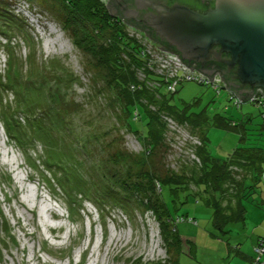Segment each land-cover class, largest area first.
Instances as JSON below:
<instances>
[{
    "label": "trees",
    "instance_id": "trees-1",
    "mask_svg": "<svg viewBox=\"0 0 264 264\" xmlns=\"http://www.w3.org/2000/svg\"><path fill=\"white\" fill-rule=\"evenodd\" d=\"M49 2L52 13L70 29L74 45L85 55L87 71L98 82L94 87L96 95L106 93L108 106L118 112H115L118 130L123 129L124 135H132L141 150L139 153L130 152L121 146L123 136L113 138L98 146L102 153H108L106 159H101V164L96 158L94 143L110 132L85 138L83 145L82 141L79 142L80 149L73 145V139L69 138L68 144V135L63 136L59 131L65 130L69 123V119L65 118L66 112L60 108L64 104L62 94L65 93L57 87L56 92L49 91L45 95L41 85L32 89L36 94L35 101L32 96L23 95L22 98H17L15 107L8 105L0 92L2 118L11 141L27 153L34 151L37 143L44 144L42 170L48 174V183L55 186V190L60 189L72 209H75L78 201L83 202L82 199L107 207L110 202L115 203L117 198L104 200L101 195L106 189H112L116 194L119 186L126 192V196H132L141 203L145 197L150 211L161 220L160 225L167 242L166 251L170 254L161 264H176L182 252L190 255V248L196 245V241L192 243L183 238L178 228L181 224L187 226L188 230L189 227L199 228L196 216L181 212L190 204L211 209L209 223L215 231L208 230V233L216 240L219 239L221 246V242L231 244L232 240H238V249L242 245L239 238L244 236L245 239L248 234L243 233L244 229L256 224L262 225L261 219H264V214L261 219L260 216L252 218V214H249L250 210H264V104L252 102L253 96L241 94L242 89L236 87L238 82L232 79V74L223 65L209 62L202 67L184 61L191 67L196 66L200 72H220L227 87L220 85L219 89H213L205 82L192 81L193 83L212 88L218 96L224 92L239 110L243 105L249 104L255 106L259 113H244L237 119L218 113L208 117L203 111L191 112V105L174 106L171 104L173 97L178 93L179 86L187 82H179L176 90L170 92L167 79L158 76L149 64L153 53H160L161 50L180 56L175 48L162 41L144 24L126 18L115 0ZM175 2L201 10L212 5H206L204 0ZM0 5H3L0 10L8 6L4 3ZM115 10L116 14L113 12ZM16 74L14 71L10 75L9 87L0 81L2 91L6 93L19 88L20 85L14 84L13 76ZM58 78L66 88L76 82L67 71L64 78ZM49 89L52 90V87ZM40 100L45 101V106L48 104L42 118L36 107ZM237 100L242 104H238ZM58 108L62 111L59 112ZM17 114L25 117L26 126ZM167 117L172 118L190 135L191 140L186 142L182 154L178 151L176 133L164 120ZM44 120L49 123L45 124ZM206 127L238 134L239 145L227 158L214 157L208 148ZM193 139L198 144H194ZM78 156L83 161L85 159L84 163L80 162ZM86 160L90 161L89 167H86ZM40 163L34 159L33 166L41 169ZM172 163L173 168L176 165L177 171L170 168ZM82 168L89 173L95 172L91 183L79 171ZM96 186L98 189L94 190ZM233 231L239 233L236 234L237 237L231 235L229 239L228 235ZM170 237L175 238L174 242L177 244V251L173 253L168 245ZM259 249H264V238L257 239L255 250L259 257L253 259V264H264V253L262 255Z\"/></svg>",
    "mask_w": 264,
    "mask_h": 264
},
{
    "label": "rangeland",
    "instance_id": "rangeland-1",
    "mask_svg": "<svg viewBox=\"0 0 264 264\" xmlns=\"http://www.w3.org/2000/svg\"><path fill=\"white\" fill-rule=\"evenodd\" d=\"M0 3L8 4L6 9L0 10V81L9 87V77L15 71L14 84L20 85L17 90L11 88L6 93L0 87L7 104L15 107L17 98L27 94L35 101L36 94L32 89L39 88V85L45 95L49 91L56 92L59 87L65 93L62 94L64 104L60 108L69 119L67 128L59 131L63 136L68 135L67 142L73 139V145L80 149L85 138L110 132L94 143L96 158L101 164V159H106L108 153H102L98 146L119 136H123L121 146L124 149L139 153L141 148L136 139L130 134L124 135L123 129L118 130L115 117V112H118L108 106L106 93L96 95L94 87L98 82L87 71L86 57L74 45L70 29L50 10L49 0H0ZM64 70L75 78L76 82L70 88L59 81L58 77L64 78L66 74ZM171 104L179 107L191 105V112L203 111L208 117L218 113L237 119L243 113H259L255 106L249 104L239 110L224 92L218 96L212 88L193 82L179 86ZM47 106L44 100L38 101L37 113L41 118ZM17 116L26 126L25 117ZM206 128L208 148L214 157L227 158L239 145L238 134L215 127ZM10 138L0 109V264H161L170 256L166 251L161 220L150 211L145 197L141 203L132 196H126L123 188L117 186L116 194L112 189H106L101 195L104 200L117 198L115 203L110 202L104 207L82 199L83 202L78 201L72 209L60 189L55 190V186L48 183V174L42 170L44 144L37 143L35 150L27 153ZM34 159L41 162V169L33 166ZM78 159L85 161L79 156ZM89 166L90 161L86 160V167ZM173 167L172 163L170 168L177 171L176 165ZM79 171L90 183L94 180L95 172L89 173L83 168ZM97 189L96 186L94 190ZM181 212H188L199 221V228L189 227L191 231L184 224L178 228L183 238L194 237V229L202 231L200 259L211 264L206 260L210 248L216 257L223 255L220 244L213 241L208 233V230L215 231L209 223L211 209L190 204ZM231 235L235 236V233H229V239ZM243 237L239 238L243 251L251 248L258 259L253 244L256 237L251 234H247L245 239ZM208 239L213 246L209 247ZM174 241L173 237L168 241L172 253L177 251ZM181 255L176 264H192L188 261V253L182 252Z\"/></svg>",
    "mask_w": 264,
    "mask_h": 264
},
{
    "label": "water",
    "instance_id": "water-1",
    "mask_svg": "<svg viewBox=\"0 0 264 264\" xmlns=\"http://www.w3.org/2000/svg\"><path fill=\"white\" fill-rule=\"evenodd\" d=\"M209 1L212 5L205 10L161 0H136L131 8L119 7L126 18L144 24L175 48L183 62L221 64L238 82L241 94L264 96V0ZM202 73L213 80L215 71Z\"/></svg>",
    "mask_w": 264,
    "mask_h": 264
},
{
    "label": "built area",
    "instance_id": "built-area-1",
    "mask_svg": "<svg viewBox=\"0 0 264 264\" xmlns=\"http://www.w3.org/2000/svg\"><path fill=\"white\" fill-rule=\"evenodd\" d=\"M151 69L160 77H165L168 84V91L174 92L179 82H205L208 83L213 89H219V86L227 87L220 72H215L213 80H210L208 76L197 70L191 69L186 65L183 60L174 53L164 52L153 53L151 56ZM196 69V70H195ZM252 102L258 101L260 104H264V96L258 92L251 98ZM238 104H242L240 100H237ZM168 123V127L176 133V141H178L179 154L183 153L186 142L191 140L190 135L185 132L181 126H179L172 118L167 117L164 119ZM194 144H198L195 139L192 140ZM259 252L263 255L264 249H259Z\"/></svg>",
    "mask_w": 264,
    "mask_h": 264
},
{
    "label": "crops",
    "instance_id": "crops-1",
    "mask_svg": "<svg viewBox=\"0 0 264 264\" xmlns=\"http://www.w3.org/2000/svg\"><path fill=\"white\" fill-rule=\"evenodd\" d=\"M254 210L255 211H252V212H251V210L249 211V214H252V218L253 217L256 218V216H260V219H261L262 214H264V210L261 212L258 209H254ZM261 222H262L261 224L263 225V227H262V225L256 224L254 226L248 227L247 229H244L243 233L251 234L252 236L256 237V239L264 238V219H261ZM192 232L194 233V237H188L186 239L189 242L191 241L192 243L196 241V245H194V246H192V248H190L191 250H190V256L188 257V261L192 264H206V262H204L205 260H203V259L201 260L199 254H198L200 232H202V231L197 232L194 229V231L192 230ZM232 233H235V232L233 231ZM237 233H239V231H237L235 233V236ZM236 237L233 239H236ZM212 239H213V241H218L213 236H212ZM253 240H254L253 244L255 247L257 244V240H255V239H253ZM237 241L232 240L230 242L231 244H228L227 242H225L224 246L220 245V249L223 251L222 252L223 255H221L219 257H216L215 254L211 250H209L210 253L208 254L209 256L206 260H208V262H211V264H253V259L255 258V256H254V254H252L251 248L243 251V248L241 247L242 246L241 245L240 247H238V249H236L237 248L236 244L240 243ZM207 243H210V246H213L212 243L209 241V239H208ZM218 244H220V241H218ZM217 248H219V247H217ZM210 249H213V248H210Z\"/></svg>",
    "mask_w": 264,
    "mask_h": 264
},
{
    "label": "flooded vegetation",
    "instance_id": "flooded-vegetation-1",
    "mask_svg": "<svg viewBox=\"0 0 264 264\" xmlns=\"http://www.w3.org/2000/svg\"><path fill=\"white\" fill-rule=\"evenodd\" d=\"M107 1V0H106ZM111 0H109V2H110ZM136 0H115V3L118 5V6H120V7H124L125 9H127L128 7H130L131 8V5L135 2ZM161 1H163L164 3H166V4H169V5H171V4H173L176 0H161ZM172 2V3H171ZM204 3L206 4V5H208V4H210L211 3V1H209V0H204ZM116 11V10H115ZM126 11V10H125ZM114 12V11H113ZM116 14V13H115ZM140 16H141V18H143V13H142V11L140 12Z\"/></svg>",
    "mask_w": 264,
    "mask_h": 264
},
{
    "label": "bare ground",
    "instance_id": "bare-ground-1",
    "mask_svg": "<svg viewBox=\"0 0 264 264\" xmlns=\"http://www.w3.org/2000/svg\"><path fill=\"white\" fill-rule=\"evenodd\" d=\"M48 209H49V208H48ZM47 211H48V210H47ZM113 240H114V239H113ZM113 240H112V241H113Z\"/></svg>",
    "mask_w": 264,
    "mask_h": 264
}]
</instances>
